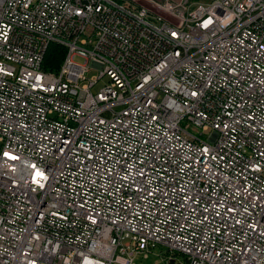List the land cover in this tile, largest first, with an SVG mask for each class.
<instances>
[{
    "label": "built area",
    "instance_id": "obj_1",
    "mask_svg": "<svg viewBox=\"0 0 264 264\" xmlns=\"http://www.w3.org/2000/svg\"><path fill=\"white\" fill-rule=\"evenodd\" d=\"M156 246L264 264V0H0V264Z\"/></svg>",
    "mask_w": 264,
    "mask_h": 264
},
{
    "label": "rangeland",
    "instance_id": "obj_2",
    "mask_svg": "<svg viewBox=\"0 0 264 264\" xmlns=\"http://www.w3.org/2000/svg\"><path fill=\"white\" fill-rule=\"evenodd\" d=\"M76 60H79V58H76ZM97 73L96 70H92L89 75H95ZM102 83V80L98 81L94 87L92 88L93 91H95ZM167 255V250L164 246H156L153 248L150 252L143 254H137L133 256L132 262L133 264H165V261L163 262L162 258ZM176 261H183V258L179 255H175ZM117 264V263H113ZM185 264V263H184Z\"/></svg>",
    "mask_w": 264,
    "mask_h": 264
},
{
    "label": "trees",
    "instance_id": "obj_3",
    "mask_svg": "<svg viewBox=\"0 0 264 264\" xmlns=\"http://www.w3.org/2000/svg\"><path fill=\"white\" fill-rule=\"evenodd\" d=\"M64 48L55 43H50L45 52L44 58L41 63V68L44 71L55 72L62 60Z\"/></svg>",
    "mask_w": 264,
    "mask_h": 264
},
{
    "label": "water",
    "instance_id": "obj_4",
    "mask_svg": "<svg viewBox=\"0 0 264 264\" xmlns=\"http://www.w3.org/2000/svg\"><path fill=\"white\" fill-rule=\"evenodd\" d=\"M167 264H173V263H172V260H169Z\"/></svg>",
    "mask_w": 264,
    "mask_h": 264
}]
</instances>
